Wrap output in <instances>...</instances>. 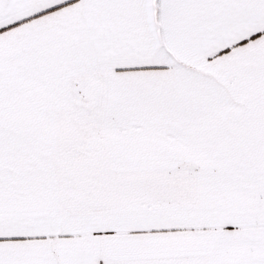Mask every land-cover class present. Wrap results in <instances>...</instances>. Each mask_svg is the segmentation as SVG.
Returning <instances> with one entry per match:
<instances>
[{"label": "snow or ice", "instance_id": "snow-or-ice-1", "mask_svg": "<svg viewBox=\"0 0 264 264\" xmlns=\"http://www.w3.org/2000/svg\"><path fill=\"white\" fill-rule=\"evenodd\" d=\"M0 264H264V0H0Z\"/></svg>", "mask_w": 264, "mask_h": 264}]
</instances>
